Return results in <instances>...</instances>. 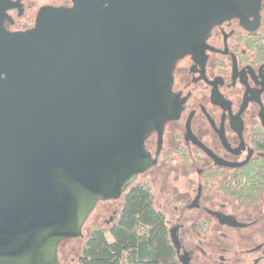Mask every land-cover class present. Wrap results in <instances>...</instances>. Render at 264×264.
<instances>
[{"label":"water","instance_id":"1","mask_svg":"<svg viewBox=\"0 0 264 264\" xmlns=\"http://www.w3.org/2000/svg\"><path fill=\"white\" fill-rule=\"evenodd\" d=\"M241 1L74 0L0 29V264H60V241L146 167L174 62Z\"/></svg>","mask_w":264,"mask_h":264},{"label":"flooded vegetation","instance_id":"2","mask_svg":"<svg viewBox=\"0 0 264 264\" xmlns=\"http://www.w3.org/2000/svg\"><path fill=\"white\" fill-rule=\"evenodd\" d=\"M73 1L0 0V29L27 33L41 9L70 11ZM170 75L169 116L141 141L146 167L95 204L120 200L89 234L102 229L112 242L128 200L145 194L153 220L142 221L141 203L134 232L156 236L161 225L178 264H264V0H243L214 22Z\"/></svg>","mask_w":264,"mask_h":264},{"label":"trees","instance_id":"3","mask_svg":"<svg viewBox=\"0 0 264 264\" xmlns=\"http://www.w3.org/2000/svg\"><path fill=\"white\" fill-rule=\"evenodd\" d=\"M147 202L145 194L140 203L136 199L128 200L123 212L119 214L111 228L112 242L107 241L102 229L97 228L88 234L83 240L77 264H124L123 255L127 249L131 250V264H178L170 253L165 231L160 223L156 236L144 234L140 239L134 232L139 222L137 215L141 214L139 208L141 203L146 208L142 221L147 223L153 220L150 215L148 217L146 214ZM156 238L157 241H155ZM66 240L68 239L61 240L59 244Z\"/></svg>","mask_w":264,"mask_h":264},{"label":"rangeland","instance_id":"4","mask_svg":"<svg viewBox=\"0 0 264 264\" xmlns=\"http://www.w3.org/2000/svg\"><path fill=\"white\" fill-rule=\"evenodd\" d=\"M119 208L120 200L117 202H100L98 203L92 213L89 215L83 227V236L78 239H68L59 244L57 249V256L60 264H77L78 255L80 254V249L83 240L89 234L91 228L95 225L104 226V222L109 217V212L107 207L109 205Z\"/></svg>","mask_w":264,"mask_h":264}]
</instances>
